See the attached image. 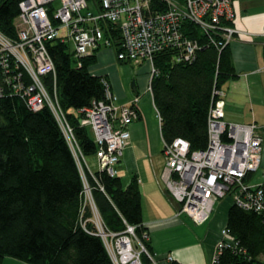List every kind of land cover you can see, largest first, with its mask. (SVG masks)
<instances>
[{
    "label": "trees",
    "instance_id": "trees-1",
    "mask_svg": "<svg viewBox=\"0 0 264 264\" xmlns=\"http://www.w3.org/2000/svg\"><path fill=\"white\" fill-rule=\"evenodd\" d=\"M21 1L0 0V31L10 38L16 37ZM232 22L223 25L233 27ZM184 29L200 49L191 61H177L178 52L171 48L155 53L150 90L164 143L181 138L190 151H197L208 145V113L219 99L216 92L237 75L229 45L211 44L217 33H204L191 23H185ZM115 47L119 50V35ZM47 50L56 70L60 105L85 158L95 155L92 133L80 125L78 111L93 100H106L105 83H109L90 72L96 55L77 59L68 43L59 39L50 41ZM53 82L48 76L46 83ZM0 88V264L5 258L27 264H113L102 240L94 235L92 210L85 201L76 160L54 116L46 107L30 110L24 99L3 87L1 71ZM93 174L89 176L92 196L105 229L120 233L126 225L134 226L151 253L144 237L137 178L124 186L119 177L105 171ZM252 176L247 174L243 181L250 183ZM226 227L236 246L221 249L214 264H264V211L233 203ZM143 261L148 263L149 258L144 255Z\"/></svg>",
    "mask_w": 264,
    "mask_h": 264
},
{
    "label": "built area",
    "instance_id": "built-area-1",
    "mask_svg": "<svg viewBox=\"0 0 264 264\" xmlns=\"http://www.w3.org/2000/svg\"><path fill=\"white\" fill-rule=\"evenodd\" d=\"M224 21H233L232 0H23L15 20L16 37L0 31L3 87L24 99L30 110L46 107L54 116L76 160L85 201L92 210L94 235L102 240L113 264L158 262L136 236L134 226L126 225L120 233L105 229L89 182V176L94 174L60 105L56 70L47 44L55 39L73 41L77 59L111 49L119 62L148 63L152 78L156 74L155 53L171 48L178 52L177 61H191L200 49L197 40L186 34L185 23L207 34L217 33L211 44L224 48L237 32L232 26H224ZM118 35L119 50L115 47ZM50 75L54 82L48 85ZM105 91L106 100H93L78 112L82 116L80 125L91 131L96 144L99 171L116 176V166L131 138L130 125L138 113L132 107L117 106L106 83ZM216 95L219 99L208 113L206 149L190 151L188 142L181 138L163 147L165 188L179 203V213L197 224L208 221L216 203L226 195L245 210L264 211V170L261 183L243 181L261 167L263 137L254 123L225 121L223 92L217 91ZM221 236L216 254L224 247L236 246L227 227ZM144 255L149 258L148 263L143 261ZM171 260V256L166 257L167 263Z\"/></svg>",
    "mask_w": 264,
    "mask_h": 264
},
{
    "label": "crops",
    "instance_id": "crops-1",
    "mask_svg": "<svg viewBox=\"0 0 264 264\" xmlns=\"http://www.w3.org/2000/svg\"><path fill=\"white\" fill-rule=\"evenodd\" d=\"M232 12L237 32L229 48L237 77L222 87L224 120L258 126L257 133L263 137L261 167L250 180L258 184L264 170V0H232ZM96 57L91 74L105 77L117 106L132 107L138 113L130 125L131 138L116 166V177L124 186L133 177L138 180L142 224L151 255L158 264H167V256L181 264H214L221 231L227 226L228 211L233 205L231 196L220 199L210 219L202 224L179 213L180 205L172 199L163 180L165 143L150 90V65L119 62L111 49H101ZM128 64L137 66V74ZM134 75L139 76L133 78ZM89 159V170L95 173L99 169H93ZM2 264L27 263L5 258Z\"/></svg>",
    "mask_w": 264,
    "mask_h": 264
},
{
    "label": "rangeland",
    "instance_id": "rangeland-1",
    "mask_svg": "<svg viewBox=\"0 0 264 264\" xmlns=\"http://www.w3.org/2000/svg\"><path fill=\"white\" fill-rule=\"evenodd\" d=\"M68 50H69V52H73V50H74V43H73V41H69L68 42ZM129 66L131 65V66H133L132 64H128ZM133 68V70H134V74H137V66H133L132 67ZM137 76H139V75H134V77L133 78H135V77H137ZM120 77H122V73L120 74ZM130 86V85H129ZM86 158L87 159H91V163L93 164L92 165V167H93V169H96V168H98V162H97V158H96V156L95 155H90V156H86ZM89 159V160H90ZM260 170V169H259ZM258 170V171H259ZM257 172H254L253 173V175L254 174H256Z\"/></svg>",
    "mask_w": 264,
    "mask_h": 264
}]
</instances>
